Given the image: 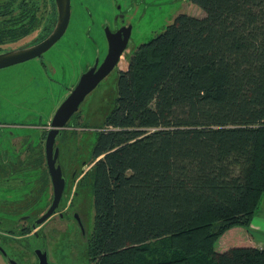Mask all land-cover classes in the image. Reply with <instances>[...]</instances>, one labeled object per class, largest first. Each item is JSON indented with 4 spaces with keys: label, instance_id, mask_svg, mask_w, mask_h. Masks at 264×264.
Instances as JSON below:
<instances>
[{
    "label": "trees",
    "instance_id": "obj_1",
    "mask_svg": "<svg viewBox=\"0 0 264 264\" xmlns=\"http://www.w3.org/2000/svg\"><path fill=\"white\" fill-rule=\"evenodd\" d=\"M191 1L206 16L140 46L96 129L91 264H264V249L215 247L264 195V0ZM15 11L0 5V50L30 33Z\"/></svg>",
    "mask_w": 264,
    "mask_h": 264
},
{
    "label": "flooded vegetation",
    "instance_id": "obj_2",
    "mask_svg": "<svg viewBox=\"0 0 264 264\" xmlns=\"http://www.w3.org/2000/svg\"><path fill=\"white\" fill-rule=\"evenodd\" d=\"M4 1L6 0H0V5ZM22 1L15 0L16 11L12 18L14 20L9 23H13L17 29L28 25L30 33L20 37L15 43H5L0 53L32 48L44 42L58 22L60 15L55 0H26L29 6ZM109 1L112 4L104 7L112 10V14L103 12L102 15L108 18L98 22L102 25L103 44L99 48L94 40L96 50L93 64L86 66V70H81L74 85L62 84L63 82L68 84L73 78L68 65L59 62L61 70H50L49 66L54 62L46 57V53L56 46L68 29L79 31L85 22L95 24L94 18L97 16L100 19L99 0H70L71 18L65 34L45 53L33 58V61L16 63L27 65L29 72L35 71L41 76L33 92L25 93L24 90L17 89L10 90V94L0 92V264H69L77 262L83 256H86L91 264L88 251L92 230H87L85 226L88 209L77 200L87 186V183L84 184L82 181L86 173L78 176L82 167L74 168L70 178L67 179L63 167V137L72 129L75 131L80 129L78 133L93 129L91 126L93 121L82 119L78 114L79 111L71 116L63 129L53 127L52 121L60 105L75 89L83 73L92 69L94 65L98 69L104 62L109 52L107 33H121V40L128 36L127 49L119 59L120 62L117 64L119 65L122 59L127 62L130 41L144 30L143 16L130 17L128 15L131 13L128 12L127 15L122 12L121 6L116 4L115 0ZM6 19V16H0L1 28L7 26ZM92 27L88 29L89 32ZM117 68L119 72L123 71L121 66ZM58 84L64 87L67 97L60 103L56 112L45 121L46 113H49L48 108L51 110L53 107L50 104L44 107L43 100L58 96ZM21 97L24 98L23 103ZM27 101L29 105L24 104ZM50 135L53 137V148L48 156L47 142ZM50 163L54 170L62 173L65 187L56 210L38 225L37 222L51 209L55 199ZM67 189H70L71 195L65 202Z\"/></svg>",
    "mask_w": 264,
    "mask_h": 264
},
{
    "label": "rangeland",
    "instance_id": "obj_3",
    "mask_svg": "<svg viewBox=\"0 0 264 264\" xmlns=\"http://www.w3.org/2000/svg\"><path fill=\"white\" fill-rule=\"evenodd\" d=\"M116 4L121 6V11L124 13H131L128 16H136L139 18L143 16L145 19L143 23L144 30L139 33L138 37H134L127 50V62L122 59V62L117 65L121 66L123 70L127 69L130 58L142 44H147L162 34L169 25L173 24L175 18L179 15H191L196 18H204L206 13L203 9L197 7L191 0H115ZM112 3L109 0H99L98 13L94 18L95 24L92 22H85L79 31L74 29H68L66 34L56 44L55 47L48 50L46 57L53 61L52 66H49L50 70H61L60 63L67 64L68 70L73 74V78L69 83H62L64 86H72L80 76L81 70H86V66L93 64V58L95 53V42L101 48L103 44L102 37V25L98 23L103 21L108 16H103L104 13L112 14V10L106 9L104 6H110ZM93 26V27H92ZM91 29L89 32L88 29ZM33 61V60H31ZM60 62V63H59ZM36 65L35 63H33ZM115 68L110 74L100 82L99 86L89 95L80 105L79 115L84 120L91 119L93 129L84 130L76 134V131L80 129L70 130L63 137L64 146V161L63 167L66 171L67 179L70 178L74 168L82 167L78 176H82L86 171L90 170V161L92 160V153L94 151L95 142L97 138L96 129L104 123L116 105L118 98V80L121 72L118 68ZM41 80V76L37 75L35 71L29 72L28 66L25 64H16L9 66L7 69L0 70V92L9 93L10 90L17 89L19 91L24 90L25 93L33 92L36 88V83ZM59 93L56 98H47L43 100V106L48 104L52 105V109L46 113L45 121L49 116L54 114L60 103L66 99L64 87L58 84ZM10 94V93H9ZM24 98H20L23 103ZM29 105V101L24 103ZM51 111V112H50ZM99 159V158H98ZM97 159V160H98ZM97 162V161H96ZM86 163V164H85ZM85 164V165H84ZM84 165V166H83ZM70 189L65 192L66 197L64 201L70 197ZM93 193L91 191V185H87L84 191L77 197L78 202L85 206L87 220L85 222L86 229L92 230L94 222V205H93ZM261 205H264V195ZM260 211L257 209L256 215H259ZM221 241L217 243L216 247L220 248ZM218 252V251H217ZM57 257V256H55ZM69 264H89L86 256L80 258L77 262H70Z\"/></svg>",
    "mask_w": 264,
    "mask_h": 264
},
{
    "label": "water",
    "instance_id": "obj_4",
    "mask_svg": "<svg viewBox=\"0 0 264 264\" xmlns=\"http://www.w3.org/2000/svg\"><path fill=\"white\" fill-rule=\"evenodd\" d=\"M55 3H57L60 16L54 31L44 40V42L32 46V48L11 50L9 52L0 53V68L8 67L11 64L21 63V61L32 60L33 58L38 57L56 44L59 38L65 34L71 18V2L70 0H55ZM120 34L121 33H107V37L109 38V52L105 57L104 62L98 69H96L94 65L92 69L83 73L75 89L57 110L58 112L52 121L53 127L55 126V128L58 129L65 128L67 121L71 118V116L79 111L78 108L83 103L86 96L94 91L98 84L105 79V77L108 76L120 62L119 59L127 49L126 44L128 43V36L121 40ZM57 132H59V130H57ZM52 145L53 137L50 135L47 142L48 156L51 154L53 148ZM49 166L52 173V183L55 188V199L51 205V209L37 222L38 225L47 220V218L50 217L56 210L58 207L57 203L63 196L62 193L65 187V179L62 173L59 170H54L51 163ZM34 227L36 226L34 225Z\"/></svg>",
    "mask_w": 264,
    "mask_h": 264
},
{
    "label": "crops",
    "instance_id": "obj_5",
    "mask_svg": "<svg viewBox=\"0 0 264 264\" xmlns=\"http://www.w3.org/2000/svg\"><path fill=\"white\" fill-rule=\"evenodd\" d=\"M257 209L260 211V214H255L250 227H232L223 234L218 241H221L220 248L216 247L218 242L215 245L218 253L244 244L264 249V205L260 203Z\"/></svg>",
    "mask_w": 264,
    "mask_h": 264
}]
</instances>
